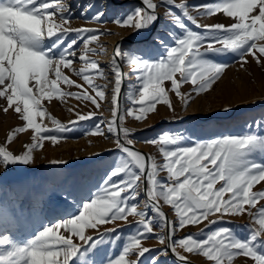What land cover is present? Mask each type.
Masks as SVG:
<instances>
[{
    "label": "snow or ice",
    "instance_id": "snow-or-ice-1",
    "mask_svg": "<svg viewBox=\"0 0 264 264\" xmlns=\"http://www.w3.org/2000/svg\"><path fill=\"white\" fill-rule=\"evenodd\" d=\"M95 7H83L81 17ZM162 7L172 27L179 29L168 31L171 43L166 42L164 34L156 36L154 46L147 49L123 51L122 42L118 43L109 65L114 77L110 81L105 68L89 55L97 54L90 43L100 35L113 34L110 30L66 27L75 18L72 5L66 0H0V100L6 102L0 108L4 113L11 109L23 122V126L9 131L5 143L0 145V168L34 163V153L43 148L45 141L56 145L78 121H93L89 129L93 135L104 136L102 125H106L107 133L115 136L116 149L122 153L121 161L86 196L65 194V202L72 198L75 211L42 224L22 239L8 228L0 232V264H145L142 258L152 252L155 255L149 257L147 264H168L161 257L169 250L181 264H190L178 248L187 254H199L209 264H233L240 257L245 258V264L248 260L264 264V189L253 190L264 182V134L249 131L220 135L185 146L183 137L162 133L144 141L158 147L163 159L158 163L155 156L134 149L133 140L128 138L132 130L124 127L126 116L142 121L158 104L174 110L169 92L187 106L191 94L182 93L185 83H191L197 95L211 90L229 66L218 57L232 55L243 68L251 56L255 63L264 66V0H208L194 4L186 0H139V6L131 7L112 23L131 29L133 34L148 32L160 21L158 10ZM190 9L195 10V15L190 14ZM220 14L233 22H198V17ZM104 15L101 8L90 18L107 23ZM73 33L75 37L70 38ZM81 45V54L77 55ZM161 47L162 54L158 51ZM74 62L83 67L76 70L72 67ZM125 62L136 78L126 94L131 105L127 109L120 105L125 79L121 67ZM65 69H70L87 88L73 80ZM95 77L107 83H95ZM165 82H170L169 88ZM108 83H114L107 109L111 120H96V111L86 115L77 112V120L65 125L45 106V101L64 102L65 98L74 97L99 110ZM61 85L82 90L64 91ZM88 89L95 95L89 94ZM45 119L53 127L44 124ZM260 126L264 127V121ZM29 130L30 142L22 145V151L10 150L18 134ZM161 172H166V176L160 178ZM141 194L146 198L142 209ZM161 201L170 206L174 220L166 216ZM9 214L15 216L16 209L0 205V216L7 221ZM243 214L252 218L246 226V238H240L227 226L212 228L229 223L223 220L225 216ZM129 217L138 220L126 237L116 226L100 230L118 221L132 227ZM205 221L207 224L200 231L176 238V233L186 226ZM209 228L212 230L206 231ZM156 229L161 233L167 229V233L157 234ZM89 230L95 235L86 234ZM153 235L164 245L159 251L142 244ZM105 244H120V249L111 253Z\"/></svg>",
    "mask_w": 264,
    "mask_h": 264
},
{
    "label": "rangeland",
    "instance_id": "rangeland-1",
    "mask_svg": "<svg viewBox=\"0 0 264 264\" xmlns=\"http://www.w3.org/2000/svg\"><path fill=\"white\" fill-rule=\"evenodd\" d=\"M66 2L72 5L75 17L66 27L110 30L113 33L100 35L96 42L89 45V47L97 49L96 55L89 54L90 58L98 61L100 66L105 68L110 81H114V77L111 74L109 65L118 43L122 42L123 51L147 49L154 46L156 36L164 34L166 42L171 43L167 36L168 31H179V29L173 28L169 18L163 15L165 12L163 7L158 10L161 14L160 21L148 32L133 34L131 29L121 28L112 23L117 16H122L131 7L139 6L136 0H66ZM186 2L194 4L208 2V0H186ZM89 4H94L95 9L89 11L88 15L81 17V9ZM101 8L105 11L103 20L108 21L107 23H97L90 18L95 10ZM190 14L195 15V10L190 9ZM198 22L201 24L217 22L231 24L233 21L220 14L215 17H198ZM185 23L195 30L194 25L186 20ZM74 37L75 33L70 38ZM101 48H103L102 52ZM81 51L82 45L77 55H80ZM158 51L162 54L164 50L161 47ZM217 59L223 60L229 66L211 90L197 95L191 83L183 84L182 93L191 94L187 106L174 93L169 92L174 110H170L161 103L157 105L154 112L148 113L142 121H137L134 117H125L124 127L132 130L128 138L133 140V145L147 151L156 157L158 163H162L163 159L158 147L144 142L150 141L162 133L176 134L183 137L185 146L196 140H207L220 135H239L249 131L264 134V127L260 126L261 122L264 121V66L255 63L251 56L248 57L250 62L243 68L232 55L218 57ZM72 67L79 70L83 67V64L74 62ZM121 71L125 79L123 80L124 88L120 105L122 108L127 109L131 105L126 94L129 91V86L136 83V78L131 66L126 62L122 63ZM65 72L77 83L87 88V85L70 69H65ZM94 80L95 83L101 85L107 83L101 77H95ZM113 86L114 83L107 84L105 100L100 101L102 106L99 110H96L90 102H80L74 97H67L64 102L57 99H53L51 103L45 101V106L52 116L65 125H68L70 121L77 120V112L86 115L89 111H96V120H111V112L107 109L109 108L108 101ZM61 87L64 91L80 92L82 90L74 86L61 85ZM165 87L169 88L170 82H165ZM88 91L89 94L95 95L91 89H88ZM0 105L6 106V102L0 100ZM69 109H72V111H69ZM225 109H228V111H225ZM44 124L53 127L51 121L47 119L44 120ZM92 125L93 121L91 120L78 121L71 132L64 134L66 138H61L56 145H53L51 141H45L43 148L34 153L35 160L30 165H14L7 170L0 168V205L16 209V215L9 214L7 221L0 216V232L8 228L14 236L22 239L35 229L40 228L42 224L55 221L67 213L75 211V203L72 198L65 202V194L72 192L74 197L86 196L89 190H94L97 185L101 184L106 173L121 161L122 153L116 149L115 136L107 133L106 125H102L105 131L104 136L93 135L89 131ZM17 126H23V122L18 118V115L11 109L8 113H4L0 108V145L5 143L9 131ZM31 135V130L18 134V138L10 145V150L16 153L21 152L22 145L25 142H30ZM52 160L66 161V163L52 164L50 163ZM160 178H162V172ZM261 189H264V182L254 186L253 190ZM145 199L141 194L139 204L141 209L144 207ZM261 203L264 204V201ZM161 206L169 214L170 219L174 220L173 212L163 206L162 203ZM148 214L151 215L150 209ZM129 220L133 221L132 227H125L124 221H118L114 224L105 225L100 230L103 231L104 227L112 228L116 226L121 235L126 237L128 233L134 230L135 221L138 218L129 217ZM223 220L229 221V223H221L212 227L227 226L234 229V231L237 230L238 236L242 239L248 236L246 226L252 222V218L247 214L225 216ZM205 224H207V221L200 224V226L204 225L205 227ZM156 230L158 231L157 234L166 235V229L163 233L159 229ZM86 234L95 235L91 230ZM181 237V232L180 234L179 232L176 233V238ZM142 244L157 251L164 247L155 235L143 240ZM104 247L109 252L116 253L120 249V244H105ZM177 251L182 255H186L188 260L198 264L207 262L206 258L199 254H187L182 249ZM152 255H155V252L145 254L142 258L145 264ZM131 258L135 259V256ZM161 260H166L168 264H181L170 255L169 251L166 256L161 257ZM238 261V264H245V258L241 257ZM247 264H252V262L248 260Z\"/></svg>",
    "mask_w": 264,
    "mask_h": 264
},
{
    "label": "crops",
    "instance_id": "crops-1",
    "mask_svg": "<svg viewBox=\"0 0 264 264\" xmlns=\"http://www.w3.org/2000/svg\"><path fill=\"white\" fill-rule=\"evenodd\" d=\"M164 176H166V172H162V178L164 177ZM161 203L163 204V201H161ZM163 206H165V207H167V209L168 210H171L172 211V209L170 208V206H168V205H165V204H163ZM173 212V211H172ZM171 212V213H172ZM173 214H174V212H173ZM173 217H175V214L173 215ZM214 226V225H213ZM188 227V228H187ZM204 228V225H190V226H186L184 229H182V231H179V234H180V232H181V235H182V237H184L185 235H187V234H190V233H196V232H198V231H200V229H203ZM212 228H215V227H212ZM212 228H210V229H206V231H211L212 230ZM156 232L158 233V231L156 230ZM235 233L238 235V232H237V230L235 231ZM177 250H181V249H177ZM241 258V257H240ZM240 258H235L234 259V262H233V264H238V260L240 259ZM203 264H209V262H205V263H203Z\"/></svg>",
    "mask_w": 264,
    "mask_h": 264
},
{
    "label": "water",
    "instance_id": "water-1",
    "mask_svg": "<svg viewBox=\"0 0 264 264\" xmlns=\"http://www.w3.org/2000/svg\"><path fill=\"white\" fill-rule=\"evenodd\" d=\"M115 1V0H114ZM138 3H139V0H136ZM130 40V39H129ZM131 41H132V39H131ZM123 88H124V85H123V87H122V91H123ZM122 94V93H121ZM120 102H121V97H120ZM133 147H134V149L135 150H138V151H140V152H142V153H145V154H149L147 151H145V150H143V149H141V148H139L138 146H135V145H133ZM162 207V206H161ZM162 210L165 212V214H166V216L170 219V217H169V214L165 211V209L162 207ZM166 233H167V229H166ZM169 252H170V255L177 261V262H180L172 253H171V250H169ZM190 261V264H198V263H196V262H194V261H191V260H189ZM181 263V262H180Z\"/></svg>",
    "mask_w": 264,
    "mask_h": 264
}]
</instances>
